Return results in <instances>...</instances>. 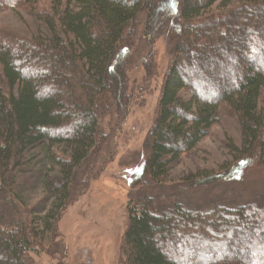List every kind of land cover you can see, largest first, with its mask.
Returning a JSON list of instances; mask_svg holds the SVG:
<instances>
[{
  "label": "trees",
  "instance_id": "obj_1",
  "mask_svg": "<svg viewBox=\"0 0 264 264\" xmlns=\"http://www.w3.org/2000/svg\"><path fill=\"white\" fill-rule=\"evenodd\" d=\"M40 1L0 0V13L25 4L33 12ZM228 1L162 5L174 31L171 60L142 147V168L130 179L123 264H264V205L191 210L172 200L173 193L159 192L168 188L170 166L207 136L222 109L235 117L243 145L228 177L264 167V107L259 106L264 0H244L232 8ZM41 12L34 15L44 32L21 38L0 34V264H33L30 254L46 240L42 232H55L78 169L101 148V116L123 118L127 111L120 46L133 38L132 26L142 13L146 36L157 29L153 0H48ZM200 52L212 58L191 66L190 58ZM54 147L65 151L51 155ZM36 148L56 170L43 177L44 189L55 199L45 213L21 202L15 181ZM204 176L206 184L216 179ZM196 178L189 175L182 183L199 184ZM35 213L42 216L35 219Z\"/></svg>",
  "mask_w": 264,
  "mask_h": 264
},
{
  "label": "rangeland",
  "instance_id": "obj_2",
  "mask_svg": "<svg viewBox=\"0 0 264 264\" xmlns=\"http://www.w3.org/2000/svg\"><path fill=\"white\" fill-rule=\"evenodd\" d=\"M242 1L229 0L227 3L232 8ZM167 3L174 6V0H153L157 29L150 38L144 29L146 14L142 13L132 26L133 38L120 46L119 54L125 59V86L130 100L127 111L123 118L114 113L101 116V148L90 154L78 169L70 188V200L55 232L47 235L42 232L46 240L30 254L33 264H123L121 247L128 223L126 202L131 188L130 179L142 168V147L155 121L163 80L171 60L169 37L174 31L169 25L172 22L168 16L170 11L162 6ZM47 7L48 0H41L32 7L33 12L29 4L7 7L0 13V34L21 38L34 34L37 29L44 32L34 14L45 12ZM217 7L218 4L212 6L211 13ZM210 58L212 56L204 52L194 53L190 65ZM220 67L228 76L229 69L223 64ZM229 77L224 81L229 82ZM179 96L183 100L189 99L185 92H180ZM259 106L264 107V89ZM242 146L235 117L224 109L219 110L218 123L191 152L181 155L170 166L166 178L168 188L159 192L165 196L173 193L172 200L191 210L221 205L237 207L247 203L264 205V167L251 166L242 169L240 175L228 177L237 166V149ZM64 151L63 147H54L50 153ZM25 159L21 176L19 174L15 178L21 202L28 206H41L43 213L48 212L55 199L44 189L43 177L49 170L52 176L56 175L55 169L46 162L40 148L29 151ZM204 174L213 175L216 179L206 184L201 180L206 178ZM189 175H195L196 182L200 183L183 184L182 180ZM171 187L174 191H170ZM41 216L37 213L34 218ZM39 227L41 231V224Z\"/></svg>",
  "mask_w": 264,
  "mask_h": 264
}]
</instances>
